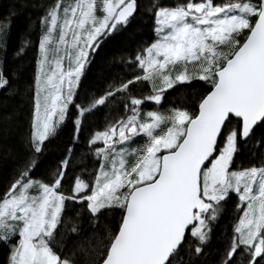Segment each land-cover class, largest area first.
Segmentation results:
<instances>
[{
    "label": "snow or ice",
    "instance_id": "6c2138e0",
    "mask_svg": "<svg viewBox=\"0 0 264 264\" xmlns=\"http://www.w3.org/2000/svg\"><path fill=\"white\" fill-rule=\"evenodd\" d=\"M25 11L30 80L9 64ZM138 22L150 34L85 89ZM0 94V264H264V0H10Z\"/></svg>",
    "mask_w": 264,
    "mask_h": 264
},
{
    "label": "trees",
    "instance_id": "16d2710c",
    "mask_svg": "<svg viewBox=\"0 0 264 264\" xmlns=\"http://www.w3.org/2000/svg\"><path fill=\"white\" fill-rule=\"evenodd\" d=\"M10 0H0V15H3L6 11V6ZM142 3H147V0H141ZM30 11V10H29ZM35 13H33V16ZM28 11H25L22 15L17 17L12 23L11 35L8 42L9 50V64L10 67L15 68L17 66L25 69V79L30 80L32 75V68L35 58V47L30 46L26 49L23 58L17 60L15 53L20 45L21 37L25 34L26 25L28 24L27 17ZM149 29L142 23H136L127 32L118 34L114 39L106 41L102 45V49L95 58V62L91 66V71L89 72L88 79L84 82L85 89L95 88L99 83V74L103 72L108 75L110 72L119 71L118 67L114 68L110 63L114 58L119 59V57L124 53L126 49H132L136 46L141 38H145L149 35ZM35 35L31 36L32 40H35ZM175 96V94H173ZM172 99V97H170ZM4 97L0 94V101H3ZM8 111L11 112L13 109H18V117L14 122L12 131L16 136L22 135L27 130L28 121V105L24 104L20 108L21 100L20 98H14L7 101ZM165 107L168 105L165 104ZM72 132L71 123L64 129L61 137L49 145V151L46 154V166H53L64 154V148L69 143V138ZM79 151V149H78ZM220 235V229L217 230V238L213 239V248L219 247L221 240L218 238ZM2 255H0V260H2Z\"/></svg>",
    "mask_w": 264,
    "mask_h": 264
}]
</instances>
